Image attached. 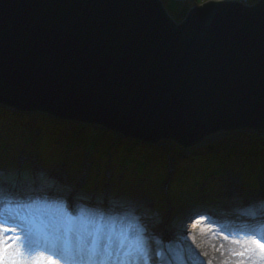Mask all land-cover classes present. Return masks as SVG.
I'll return each mask as SVG.
<instances>
[{
    "label": "water",
    "instance_id": "water-1",
    "mask_svg": "<svg viewBox=\"0 0 264 264\" xmlns=\"http://www.w3.org/2000/svg\"><path fill=\"white\" fill-rule=\"evenodd\" d=\"M0 106L150 146L264 134V0L179 23L161 0H0Z\"/></svg>",
    "mask_w": 264,
    "mask_h": 264
},
{
    "label": "trees",
    "instance_id": "trees-1",
    "mask_svg": "<svg viewBox=\"0 0 264 264\" xmlns=\"http://www.w3.org/2000/svg\"><path fill=\"white\" fill-rule=\"evenodd\" d=\"M256 1L249 0L250 3ZM161 2L171 16L173 11L165 6L168 1ZM187 11H177L176 21L171 18L179 23ZM248 134L232 133L227 139L185 157L175 144L170 148L164 146L165 142L148 146L123 140L98 126L0 106V168L5 179L11 181L17 167L32 172L30 161L33 160L38 168L63 167L71 176H80L87 167L89 172L81 192L97 193V198L101 199L107 187L112 202L126 206L134 198L148 197L155 199V210H160L168 199L174 213L179 214L174 218L181 224L184 208L194 206L197 200L209 203L216 199L223 192L227 176L240 179L246 196L260 198L264 193V134ZM20 154L24 158L22 164L18 161ZM178 156L194 164L195 169L186 172V165L183 167V163L174 161L175 177L165 195L161 178L166 173L167 161ZM260 201L264 203V199ZM182 205L186 206L182 208Z\"/></svg>",
    "mask_w": 264,
    "mask_h": 264
},
{
    "label": "snow or ice",
    "instance_id": "snow-or-ice-1",
    "mask_svg": "<svg viewBox=\"0 0 264 264\" xmlns=\"http://www.w3.org/2000/svg\"><path fill=\"white\" fill-rule=\"evenodd\" d=\"M21 183L24 187H19ZM33 204L54 210L58 227L51 233L43 234L31 219L15 211V208ZM73 211L78 214L72 215ZM189 219L213 223L207 213H197ZM219 232L224 233V239L230 238L224 228H219ZM151 233L152 228L139 205L129 208L115 201L107 206L74 205L58 185H50L28 169L17 167L10 181L0 168V264H27L33 255L39 258L32 260V264H182L178 256L170 254L166 258L162 251L153 252ZM186 233L182 223L178 246L182 247L188 239L194 240ZM244 236L264 252V235L252 230ZM166 239L172 238L161 235L156 243L162 244ZM13 244L22 249L18 254L23 261L7 259ZM248 251L250 249L244 247L232 255L241 258L238 264H259L246 256Z\"/></svg>",
    "mask_w": 264,
    "mask_h": 264
},
{
    "label": "rangeland",
    "instance_id": "rangeland-1",
    "mask_svg": "<svg viewBox=\"0 0 264 264\" xmlns=\"http://www.w3.org/2000/svg\"><path fill=\"white\" fill-rule=\"evenodd\" d=\"M167 1H168V3H166L165 6L169 10L173 11L171 13V16L175 21H176L175 16L177 15L176 14L177 11H181L183 9H188V11H189L190 9L197 7V6H200L202 4L201 3L202 0H167ZM224 1H227V0H224ZM233 1H237V0H233ZM253 4H254V2L250 3V5H253ZM188 11H187V13H188ZM91 126H93V125H91ZM230 133L231 132L217 133L214 136L212 135V136L208 137V141H210L211 143L213 142L212 144H214L215 142H217L219 140L227 139L228 136L230 137L232 135V133L231 134ZM237 133H241L242 135L248 134L247 131H243V130L239 131ZM117 135H119V134H117ZM119 136L123 140H130V139L125 138L121 135H119ZM164 144H163L164 146L168 145L169 148L174 145L173 142H165ZM212 144H210V145H212ZM210 145L209 144L201 145L199 147L190 148V149L180 148L181 151H183L181 156L182 155L185 157L192 156V155H194V153H198V151H200V150H202V149H204ZM148 146H150V145H148ZM181 156H178L177 159L171 158V159H169V161H167L166 173L161 178V179H163L162 180L163 181V184H162L163 187L165 186V184H170L171 182H173V179L175 177L173 175V171L175 170L174 161H176L177 164L183 163V167H184V165H186L184 168L186 172L195 169L194 164H191L189 161L182 160V158H180ZM60 169H62V167H60ZM57 171H58V169H57ZM55 179L56 180H54V182H55L54 185H58L60 188H62V190L65 192L67 199L74 205L80 204V205H84V206H91V205L107 206L108 204L111 203L112 198H110L111 195L108 196V194L106 196H103L104 201H102L99 204H97V203L93 204L92 201H91V203L89 202V204L88 203H82V202L79 203V202H77V199H75V196H74L75 192L73 190L70 189V192H69L68 190H64L66 188L62 187L63 183L66 182L65 178L60 179V176L55 175ZM73 180L74 179L72 177L71 181H73ZM73 182L76 183V181H73ZM79 185H80V180L76 183L77 187ZM50 190L55 191L56 189H50ZM162 190L166 191L165 188H163ZM226 194L228 197H227L225 209H228V210L230 209V212H232L234 208L243 205V210L239 209V211H241V212L243 211V213L246 212V214L247 215L249 214L250 217H252L253 219H257L260 216H264V211H262V210H264V207L259 208L256 205L254 206L253 199L247 200L242 195L240 185L237 181L234 180V182L230 184V187H228ZM150 202L148 200H145L144 198L137 197V198H134V200H132V202H130L127 205V207L129 206V208H131V207H135L137 205L140 206L141 213L145 216L146 222L152 228L151 244L153 247L154 245H157L156 239L160 235L165 234V237L168 238L167 233L169 232L170 227H169V224L167 223L168 226L166 228V220L168 218V216L166 215L167 213H165L164 216L156 218V219L153 217L152 214L149 213L150 210L148 209V207H150ZM49 203H52V201H49ZM251 205H252V207H251ZM40 207L42 208V210L46 211L47 214H49V218L51 220L54 218L55 213H54L53 209L46 208L42 204H40ZM27 209L32 210V208H27ZM35 212L39 213L38 211H35ZM254 212H257L258 216H253L252 214ZM40 213H43V212L41 211ZM193 213L211 214L206 210L199 211V212H193ZM193 213H191V214H193ZM77 214H78L77 212L74 213V215H77ZM228 214H229V211L224 215H213V217H214L212 219L213 223H208L207 221H198V220H194V219L193 220L189 219V221H191L192 224L188 227L186 234H187V236L194 237V240L188 239L187 243L184 244L182 247H180V246H178L181 243L180 239L178 237L172 238L171 239L172 241L170 243L166 244L169 247V249H172V253H170V254L178 256L179 259L182 261V264H186V263H191V264H207L208 263L209 264V262H211V264H216V263L217 264H223L221 262L220 258L223 257L225 254V251L224 250L222 251V249H221L224 244L220 243L219 241L220 240H226V239H224V233L219 232V228H221V227L224 228V231L226 233H229L232 236H235V237L243 236V237H245L244 236L245 232H240L239 230H231L233 228V226H228L226 224L227 221L234 220V219H231ZM218 221H219L220 225L216 224V222H218ZM52 223H54V225H56L55 222H52ZM163 227H165L166 229H162ZM259 228H260V233L264 234V228L262 226H260ZM166 240H168V239H166ZM189 246H191V247L189 248ZM17 247L18 246L16 244H13V246L11 247V249L8 252V255H13L14 251L18 250ZM14 257H16V259L18 260L17 256H14ZM207 257H208V260H207Z\"/></svg>",
    "mask_w": 264,
    "mask_h": 264
},
{
    "label": "bare ground",
    "instance_id": "bare-ground-1",
    "mask_svg": "<svg viewBox=\"0 0 264 264\" xmlns=\"http://www.w3.org/2000/svg\"><path fill=\"white\" fill-rule=\"evenodd\" d=\"M60 166H63V165L60 164ZM47 170L50 174H52L54 172V168H47ZM84 175H86V173H84ZM53 176H55V175L53 174ZM56 176H59V175H56ZM227 184H229V183H227ZM241 189H243V188H241ZM239 209L243 210V205L234 208L232 212H230V209L229 210L228 209L223 210V212L229 211V217L231 219H234L232 221L226 222V224L228 226H233V228L231 230H239V231H243V232H249L252 230H258V228L260 226H262V227L264 226V216H260L257 219H253L252 217H250L249 214L247 215L246 212L243 213V211L241 212V211H239ZM237 239H239V238H229L227 240H220L219 241L220 243L224 244L222 248L220 247L222 249V251L223 250L225 251L224 256L220 258V260L223 264H238V262L241 258L238 256H233L232 253L233 252H239L244 247H247L250 249V251H248L246 253V256L250 257L252 260L259 261V264H264V252H261L259 249H257L255 247V245L251 244V242L247 238L239 239V241H240L239 243L235 242ZM18 253H22V249L18 248L17 251H14L13 255H7V259H9V260L16 259V257H14V256H17L18 260L23 261L22 256L19 255ZM38 258H39L38 255H33L32 257H30L28 259L27 264H32V260H35ZM44 259H46V258H44ZM207 260H208V257H207ZM249 264H250V262H249Z\"/></svg>",
    "mask_w": 264,
    "mask_h": 264
},
{
    "label": "built area",
    "instance_id": "built-area-1",
    "mask_svg": "<svg viewBox=\"0 0 264 264\" xmlns=\"http://www.w3.org/2000/svg\"><path fill=\"white\" fill-rule=\"evenodd\" d=\"M216 1H224V0H202L201 3L204 4V3H208V2H216ZM237 2L241 3L242 5H246V6H249L250 5V2L249 0H237Z\"/></svg>",
    "mask_w": 264,
    "mask_h": 264
}]
</instances>
